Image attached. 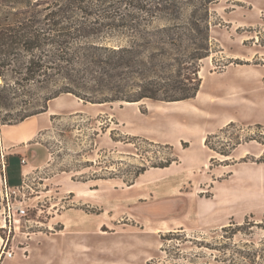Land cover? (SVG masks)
<instances>
[{"label": "rangeland", "instance_id": "obj_1", "mask_svg": "<svg viewBox=\"0 0 264 264\" xmlns=\"http://www.w3.org/2000/svg\"><path fill=\"white\" fill-rule=\"evenodd\" d=\"M18 1L2 0L0 15L49 17L34 53L54 61L23 85L20 55L0 66V88L17 89L0 101V264L11 248L4 264L21 253L30 264H264V0ZM207 34L195 97L91 101L139 93L145 72L185 76L193 66L179 60L194 61ZM122 46L130 66H105L106 47ZM64 86L82 97L62 93L25 119L48 123L31 141L47 159L7 196L5 169L19 182L22 168L3 129Z\"/></svg>", "mask_w": 264, "mask_h": 264}, {"label": "trees", "instance_id": "obj_2", "mask_svg": "<svg viewBox=\"0 0 264 264\" xmlns=\"http://www.w3.org/2000/svg\"><path fill=\"white\" fill-rule=\"evenodd\" d=\"M18 1V0H17ZM20 2V1H18ZM2 0H0V14L2 13ZM4 12V11H3ZM9 11H6L5 14H8ZM13 15L14 17L10 18L9 15L6 17L0 15V66L4 65H10L12 62L13 56H19L24 60L22 63L23 67L27 70L26 74L21 77L17 78L15 81L19 85H23L22 81L31 82L36 80V70L42 69L44 65H49L54 61V59L48 58L45 61H42L40 58H37L38 56L35 55V50L38 48H41L42 46H45L49 44V42H45L43 36L45 35V32L47 30L44 29L43 25L46 20H50L49 17H45V19H41L36 17H24L20 16V13H13L10 12V15ZM16 18V19H14ZM206 27L209 29V24L206 25ZM209 40V35L207 34L203 40L199 43L202 49L204 51L198 53V55L194 56V61H188L187 59H184L181 57L179 60V64H183L184 62L190 63L193 67L191 68V72L186 74L183 77H176L171 75L170 77H151L147 79L144 76V80H147V82L142 83L141 91L137 94H134L132 96L121 98V97H115L114 99H109L108 97H103L95 100H91L92 102L96 103H104V102H110L115 100H125V101H140L144 98H151L155 100H165V101H178V100H184V99H190L197 95L201 83L202 78L200 77V65L197 62L198 59H201L207 55H209V49L207 43ZM53 43H57V45L61 48H67L66 45L61 41H56ZM107 52H109V58L106 62H104L105 66H111L113 68H123L126 66H130L129 62L126 61L127 58L130 57L129 54H131V51L129 47H119V48H109L106 47ZM29 53H31V56L29 57ZM30 58V59H29ZM57 60H61L63 57L60 55H56L55 57ZM28 59V60H27ZM65 62L69 61L68 59H64ZM141 66H143L144 70L148 71L149 66L146 62H139ZM0 76H4L1 69H0ZM4 79L6 77L4 76ZM7 91H10V93H6ZM14 91V93H13ZM16 94L17 89L15 86H12L8 83L4 84L0 88V101H3L4 98H8L6 94ZM62 93H74L78 96H81L77 91L74 89H71L70 87H61L57 89L54 93L46 96V101L44 103H41L40 105H37L36 107H33L32 109H26L24 111H20V113H17V117H12V119H9L11 122H8L10 124L19 123L24 121L26 118L31 117L33 115H36L38 113L47 111L48 108V102L54 98L59 96ZM82 97V96H81ZM84 98V97H83ZM207 145L212 147L210 145V135L206 140ZM215 149L214 147H212ZM166 166V165H163ZM180 231H171L169 232V235H165L164 239H170L173 238V236L179 235ZM250 264H255V260H252L251 257ZM158 264V263H157ZM164 264V263H162Z\"/></svg>", "mask_w": 264, "mask_h": 264}, {"label": "crops", "instance_id": "obj_3", "mask_svg": "<svg viewBox=\"0 0 264 264\" xmlns=\"http://www.w3.org/2000/svg\"><path fill=\"white\" fill-rule=\"evenodd\" d=\"M57 98H60L57 97ZM55 98V99H57ZM51 105L49 110L51 109ZM39 115V114H37ZM175 115L173 116V118ZM48 123L42 122V126H37L35 121L32 119H27L22 121L19 124L7 125L4 130V142L9 149H11L7 155V160L10 165H12L13 159L17 160L21 164V180L8 178V167L5 169V175L7 176V182L10 186H21L25 180L26 172H29L31 169L29 166H36L37 164L43 163L47 159V148L41 146L36 147L34 142H31L38 131L42 127H46ZM26 159V163H23L22 159ZM19 165V163H16ZM29 168V169H28ZM13 181V182H11ZM15 257H11L10 259H14ZM24 255L21 253V256L18 258V262L16 264H30L34 260L37 262L36 255L32 257L31 261H23ZM9 257L2 262L4 264L7 260H10ZM25 260V259H24Z\"/></svg>", "mask_w": 264, "mask_h": 264}, {"label": "built area", "instance_id": "obj_4", "mask_svg": "<svg viewBox=\"0 0 264 264\" xmlns=\"http://www.w3.org/2000/svg\"><path fill=\"white\" fill-rule=\"evenodd\" d=\"M23 163H26V159H22ZM25 182V180H24ZM23 182V183H24ZM22 187L21 186H10L7 182V176L5 175V190H6V195L8 196V194L10 193V195L16 193L18 190H20ZM8 207L10 210H12L13 212V215H17L19 217H25L27 216L28 214V210H27V207L26 205L22 202V201H19V202H15V203H11L8 201ZM18 217V218H19ZM18 219L15 217L14 218V221H17ZM3 254H4V257H13L14 256V251L13 249H6L3 251Z\"/></svg>", "mask_w": 264, "mask_h": 264}, {"label": "bare ground", "instance_id": "obj_5", "mask_svg": "<svg viewBox=\"0 0 264 264\" xmlns=\"http://www.w3.org/2000/svg\"><path fill=\"white\" fill-rule=\"evenodd\" d=\"M128 103H133V102H128Z\"/></svg>", "mask_w": 264, "mask_h": 264}]
</instances>
